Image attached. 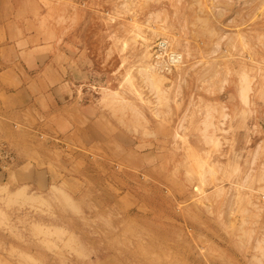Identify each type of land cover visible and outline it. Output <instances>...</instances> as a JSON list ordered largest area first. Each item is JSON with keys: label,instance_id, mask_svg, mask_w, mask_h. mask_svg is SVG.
<instances>
[{"label": "rangeland", "instance_id": "1", "mask_svg": "<svg viewBox=\"0 0 264 264\" xmlns=\"http://www.w3.org/2000/svg\"><path fill=\"white\" fill-rule=\"evenodd\" d=\"M38 42L87 74L12 107ZM0 264H264V0H0Z\"/></svg>", "mask_w": 264, "mask_h": 264}, {"label": "crops", "instance_id": "2", "mask_svg": "<svg viewBox=\"0 0 264 264\" xmlns=\"http://www.w3.org/2000/svg\"><path fill=\"white\" fill-rule=\"evenodd\" d=\"M14 49L13 58H10L6 70L13 72V68H19L22 75H17L8 82V98L12 107H30L37 103L44 109H54L59 104L74 99V92L80 91V86L75 83L76 78L78 73L87 74V71L73 63L66 65V53L63 54L60 47L38 42L31 48L14 45ZM48 52H52V62H57L59 68L54 69L51 79L46 71L50 61L46 58Z\"/></svg>", "mask_w": 264, "mask_h": 264}, {"label": "bare ground", "instance_id": "3", "mask_svg": "<svg viewBox=\"0 0 264 264\" xmlns=\"http://www.w3.org/2000/svg\"><path fill=\"white\" fill-rule=\"evenodd\" d=\"M159 39H165L168 41V47L164 54H160L158 56H154L152 47L150 48L152 62L150 67L155 70L157 73H163L168 74L173 71L175 67H178L179 65H182L184 62L185 56L181 51H178L175 49V47L172 45V42L169 41L167 38H159ZM169 54L172 55V62L173 66L170 64V62L166 59L165 55Z\"/></svg>", "mask_w": 264, "mask_h": 264}, {"label": "built area", "instance_id": "4", "mask_svg": "<svg viewBox=\"0 0 264 264\" xmlns=\"http://www.w3.org/2000/svg\"><path fill=\"white\" fill-rule=\"evenodd\" d=\"M168 47V41L165 39H157L153 46H152V50L154 53V56H158L160 54H164V52L166 51ZM166 59L170 62V64L173 66V62H172V55L166 54L165 55Z\"/></svg>", "mask_w": 264, "mask_h": 264}]
</instances>
